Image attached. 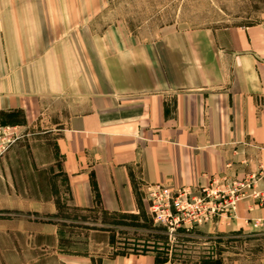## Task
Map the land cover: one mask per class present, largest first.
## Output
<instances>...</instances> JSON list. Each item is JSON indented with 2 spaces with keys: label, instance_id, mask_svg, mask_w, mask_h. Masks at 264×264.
I'll return each mask as SVG.
<instances>
[{
  "label": "crops",
  "instance_id": "obj_1",
  "mask_svg": "<svg viewBox=\"0 0 264 264\" xmlns=\"http://www.w3.org/2000/svg\"><path fill=\"white\" fill-rule=\"evenodd\" d=\"M77 2L0 0V120L56 133L72 205L138 216L154 186L237 179L264 196V24L93 34ZM10 169L0 180V264H206L102 252L113 245L100 239L101 249L67 254L57 196L20 191ZM254 220L264 202L248 198L214 225L264 233ZM104 227L92 232L117 231Z\"/></svg>",
  "mask_w": 264,
  "mask_h": 264
},
{
  "label": "rangeland",
  "instance_id": "obj_2",
  "mask_svg": "<svg viewBox=\"0 0 264 264\" xmlns=\"http://www.w3.org/2000/svg\"><path fill=\"white\" fill-rule=\"evenodd\" d=\"M75 0V4H79ZM90 10L92 32L119 29L127 35L150 36L160 27L224 28L264 24V0H80ZM86 8V9H87ZM16 122L21 117L16 116ZM17 127L19 138L0 157V180L4 167L19 183L20 191L30 195L57 196L59 245L67 254H81L102 247L96 240L113 245L109 253L154 251L165 260L200 261L206 264H264V233L220 231L216 224L204 230L179 232L170 236L156 225L150 212L138 216L114 217L101 210H80L72 205L66 178L61 172V158L56 147V133L44 124L19 128L20 124L0 120ZM77 220L80 223L71 222ZM117 224L109 235L92 232ZM253 227V226H252ZM258 230V228H254Z\"/></svg>",
  "mask_w": 264,
  "mask_h": 264
},
{
  "label": "built area",
  "instance_id": "obj_3",
  "mask_svg": "<svg viewBox=\"0 0 264 264\" xmlns=\"http://www.w3.org/2000/svg\"><path fill=\"white\" fill-rule=\"evenodd\" d=\"M17 127L0 122V157L19 138ZM248 198L264 202V196L249 180L230 183L213 181L207 186L170 188L154 186L148 192L149 212L156 225L170 236L200 230L219 219L237 217L238 205ZM254 228L263 229L264 220H254Z\"/></svg>",
  "mask_w": 264,
  "mask_h": 264
}]
</instances>
